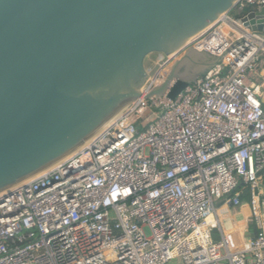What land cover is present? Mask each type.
Returning a JSON list of instances; mask_svg holds the SVG:
<instances>
[{
	"label": "built area",
	"instance_id": "obj_1",
	"mask_svg": "<svg viewBox=\"0 0 264 264\" xmlns=\"http://www.w3.org/2000/svg\"><path fill=\"white\" fill-rule=\"evenodd\" d=\"M262 8L240 0L165 56L143 95L196 43L221 59L175 101L140 98L0 193V264H264V33L241 22ZM241 194L259 233L237 244L222 208Z\"/></svg>",
	"mask_w": 264,
	"mask_h": 264
},
{
	"label": "water",
	"instance_id": "obj_2",
	"mask_svg": "<svg viewBox=\"0 0 264 264\" xmlns=\"http://www.w3.org/2000/svg\"><path fill=\"white\" fill-rule=\"evenodd\" d=\"M239 1L0 0V193L81 148L125 106L167 92L175 101L197 84L221 61L198 43L148 95L145 61L179 52ZM241 22L264 33V8Z\"/></svg>",
	"mask_w": 264,
	"mask_h": 264
},
{
	"label": "rangeland",
	"instance_id": "obj_3",
	"mask_svg": "<svg viewBox=\"0 0 264 264\" xmlns=\"http://www.w3.org/2000/svg\"><path fill=\"white\" fill-rule=\"evenodd\" d=\"M231 16L232 17L234 16L236 20L240 19L239 16L236 17L235 13H233ZM164 61H165V56L162 54L156 53L148 56V58L145 61V67L147 72L151 74V76H154ZM222 209H223L222 216L226 231L233 232V237L235 242L237 244H241L243 239L249 238L250 234L247 232H242L241 230H237L236 232H234L235 231L234 221L237 222L238 227L240 228L243 226L250 225V223H254L251 204L249 203L247 206H245L243 209V213L235 216V219H233L232 216L230 215L229 208H222ZM214 238L216 239V241H219V236H217L216 233Z\"/></svg>",
	"mask_w": 264,
	"mask_h": 264
},
{
	"label": "crops",
	"instance_id": "obj_4",
	"mask_svg": "<svg viewBox=\"0 0 264 264\" xmlns=\"http://www.w3.org/2000/svg\"><path fill=\"white\" fill-rule=\"evenodd\" d=\"M248 200H249V198H248V196H246V197H244V199L241 201V204H239V205H234V206H232V207H227V206H225L224 208H229L230 215L232 216L233 219H235V216L240 215V214L243 213V209H244V207L247 206V205L249 204V203H248ZM234 222H236V221H234ZM236 224H237V222H236ZM236 227H237V229H242V228L247 229V228H249V225H247V226H243V227L240 228V227H238V224H237ZM236 227H235V231H234V232L237 231ZM230 233H233V232H230ZM216 235H217V234H216Z\"/></svg>",
	"mask_w": 264,
	"mask_h": 264
},
{
	"label": "trees",
	"instance_id": "obj_5",
	"mask_svg": "<svg viewBox=\"0 0 264 264\" xmlns=\"http://www.w3.org/2000/svg\"><path fill=\"white\" fill-rule=\"evenodd\" d=\"M251 9H247L246 10V13L250 12ZM223 204H221L220 206H222ZM259 233V230L257 229L256 225L254 223H250L249 225V234L252 236V237H256Z\"/></svg>",
	"mask_w": 264,
	"mask_h": 264
},
{
	"label": "bare ground",
	"instance_id": "obj_6",
	"mask_svg": "<svg viewBox=\"0 0 264 264\" xmlns=\"http://www.w3.org/2000/svg\"><path fill=\"white\" fill-rule=\"evenodd\" d=\"M194 38H195V37H194ZM192 39H193V38H192ZM160 82H162V80H161ZM128 106H129V105L125 106L122 110H120V111L116 114L115 117H119L120 114H121V113H122V112H123ZM115 117H114V118H115ZM114 118H113V119H114ZM113 119H112V120H113ZM112 120H111V121H112ZM41 173H42V172H41ZM39 174H40V173H39ZM37 175H38V174H37ZM29 180H30V179H29ZM243 199H244V196H243V194H241V195L238 197V200L241 201V200H243ZM208 221H209V222H212V221H213V216H210V217L208 218Z\"/></svg>",
	"mask_w": 264,
	"mask_h": 264
}]
</instances>
